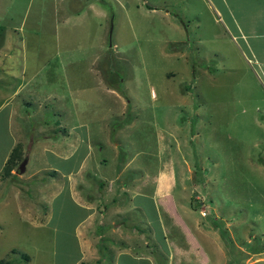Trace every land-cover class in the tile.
Listing matches in <instances>:
<instances>
[{
  "label": "rangeland",
  "instance_id": "374dc122",
  "mask_svg": "<svg viewBox=\"0 0 264 264\" xmlns=\"http://www.w3.org/2000/svg\"><path fill=\"white\" fill-rule=\"evenodd\" d=\"M231 47L205 0H0V162L9 148L8 108L20 102L21 111L34 114L47 92H61L62 100L46 101L48 109L78 106L94 140L105 126L107 139L119 143L102 149L94 143L92 159H105L114 173L127 162L126 174L147 175L146 192L158 174H172L177 205L220 226L225 243L230 235L221 217L242 222L232 228L234 239L253 226L258 251L264 247V109L255 101L264 93L242 62L222 68L237 60ZM57 78L62 84L51 83ZM20 80L26 83L15 91ZM69 82L73 94L64 87ZM22 150L24 159L28 148ZM38 159L24 180H0V261L78 264L73 208L52 204L51 190L40 195L41 181L27 179L46 166Z\"/></svg>",
  "mask_w": 264,
  "mask_h": 264
},
{
  "label": "crops",
  "instance_id": "0c3cea01",
  "mask_svg": "<svg viewBox=\"0 0 264 264\" xmlns=\"http://www.w3.org/2000/svg\"><path fill=\"white\" fill-rule=\"evenodd\" d=\"M205 2L213 13L215 24L232 45V52L238 53L235 56L237 60L223 61L222 68L232 69L242 62L247 66V74L264 93V0ZM225 59L229 60V57ZM55 82L62 84L59 78L51 81ZM2 83H5L3 79ZM25 83L20 80L15 91L22 89ZM73 85L69 82L64 87L71 86L67 90L73 94ZM62 98L61 92L50 90L42 99L41 109L34 114L28 110L21 111L20 102L8 108L9 148L0 162V180H24L23 174L29 164L36 163L41 156L46 159V166L33 168L27 179L36 177L41 181L36 184L40 195L51 190L49 201L52 204L55 201L56 204L68 202L73 208L78 264H164V260H167L166 264H235V256L239 257L238 264H264V247L258 251L252 247L258 235L253 226L247 228L248 238L234 239L232 228L242 222L221 217L230 235V242L225 243L220 226L216 223L210 226L208 222L196 219L197 210L193 207L187 209L184 205H177L171 194L175 177L172 174H158L152 191L146 192L141 187L147 175L126 174L123 171L127 162L114 173L107 171V163L103 166L105 159L97 162L92 159L94 143L100 149L105 143L113 148L119 143L116 140L111 143L107 139L105 126H98L100 134L94 140L90 134L91 126L80 120L78 106L71 105L69 110L64 105L48 109L46 101H60ZM26 101L22 100V105H28ZM255 102L258 111L264 109V98ZM13 117H16L12 126L14 131L10 126ZM2 138L0 135V144ZM16 144L23 149L28 148L24 156L27 158L25 170L18 172L19 164L10 176H2L5 161ZM28 185L25 184V189L29 190ZM17 193L21 196L19 188ZM121 193L126 198H121ZM50 212L45 218L46 223L52 220L53 205ZM203 212L202 208L200 213ZM205 241H209L213 252ZM161 251L167 256L162 254L161 258Z\"/></svg>",
  "mask_w": 264,
  "mask_h": 264
},
{
  "label": "trees",
  "instance_id": "16d2710c",
  "mask_svg": "<svg viewBox=\"0 0 264 264\" xmlns=\"http://www.w3.org/2000/svg\"><path fill=\"white\" fill-rule=\"evenodd\" d=\"M23 160V150L22 146L20 144H16L10 151L4 167L2 169V176H10L12 173L11 171L20 164V162ZM25 260H27V256H23ZM0 264H9V262H2L0 261Z\"/></svg>",
  "mask_w": 264,
  "mask_h": 264
},
{
  "label": "water",
  "instance_id": "95a60500",
  "mask_svg": "<svg viewBox=\"0 0 264 264\" xmlns=\"http://www.w3.org/2000/svg\"><path fill=\"white\" fill-rule=\"evenodd\" d=\"M111 33V31H110ZM27 158H24L23 161L20 163L18 167V172L22 173L25 170V164H26Z\"/></svg>",
  "mask_w": 264,
  "mask_h": 264
}]
</instances>
